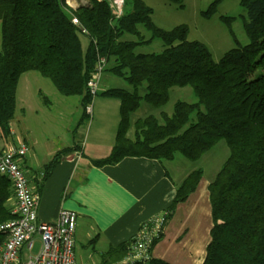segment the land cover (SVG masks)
Listing matches in <instances>:
<instances>
[{
    "label": "trees",
    "instance_id": "16d2710c",
    "mask_svg": "<svg viewBox=\"0 0 264 264\" xmlns=\"http://www.w3.org/2000/svg\"><path fill=\"white\" fill-rule=\"evenodd\" d=\"M222 1L212 0L202 15L210 17ZM238 3L245 10L248 42L215 61L203 42L187 39V25L168 30L155 25L152 8L143 0H124L117 18L106 0H87L74 9L65 0H0V135L8 133L17 83L28 71L49 78L59 94L78 96L83 120L96 94L89 92L87 81L102 57L104 67L126 80L131 90L111 87L99 93L119 101L120 119L109 155L93 164H115L125 157L164 163L177 154L195 161L223 139L228 155L207 185L212 224L199 264H264V0ZM79 32L89 39L84 52ZM155 38L162 42L160 52L136 51ZM185 86L195 102L178 100L170 115L161 111L131 120L141 100L160 107L168 101L170 88ZM70 150H60L43 166L41 180L60 154ZM201 177L202 170L193 169L175 184L167 220ZM13 197L9 179L0 174V223L14 217ZM5 238L0 233V246ZM130 243L131 237L110 246L99 264L125 257ZM150 253L146 261L133 264H173Z\"/></svg>",
    "mask_w": 264,
    "mask_h": 264
},
{
    "label": "crops",
    "instance_id": "0c3cea01",
    "mask_svg": "<svg viewBox=\"0 0 264 264\" xmlns=\"http://www.w3.org/2000/svg\"><path fill=\"white\" fill-rule=\"evenodd\" d=\"M93 108L94 105L89 108L91 112ZM119 119V101L102 99L81 146H68L71 150L60 154V160L43 180L42 171L47 160L41 164L32 153L27 156L30 147L24 141L28 150L26 156L19 159L31 190L38 195L37 217L53 221L60 209L74 211L75 240L89 238L88 244L100 256L110 246L132 237L143 221L166 209L174 197L175 184L189 172L177 175V180L170 171L171 160L160 163L144 157H125L115 164L101 166L93 164L109 155ZM2 143L4 141L0 140V148ZM209 182L201 177L195 191L176 205L162 235L151 247V256L173 264L201 262L207 241L203 238L201 244L200 235L210 217ZM173 227L177 232L170 237ZM167 240L172 243H167L165 253Z\"/></svg>",
    "mask_w": 264,
    "mask_h": 264
},
{
    "label": "rangeland",
    "instance_id": "374dc122",
    "mask_svg": "<svg viewBox=\"0 0 264 264\" xmlns=\"http://www.w3.org/2000/svg\"><path fill=\"white\" fill-rule=\"evenodd\" d=\"M143 1L152 8L151 18L155 25L167 30L179 24L187 25V39L203 42L215 61H218L222 54L230 48L245 45L248 42L243 25L245 10L239 5L238 0H223L208 18L204 17L202 12L207 9L212 0ZM65 2L73 9L87 4V0H65ZM126 8H130L129 2H127ZM143 33L146 37L148 36V32L143 30ZM78 37L84 52L89 39L81 32L78 33ZM124 38L134 39L131 35H125ZM162 49L161 40L155 38L149 44L139 45L136 51L158 53ZM111 87L131 90L126 80L114 75L107 67H103L99 76L97 92L86 108V115L83 120H80L82 107L78 96H63L57 92L49 78L41 76L37 71L25 72L20 76L17 83L14 117L10 121L9 127L12 128L16 140L24 141L30 147L27 156L32 153L33 157L41 164L46 160L49 162L60 150L73 144L81 146L92 125L93 118H96V106L97 104L99 106L102 99H109L114 103L118 102L115 98L99 94ZM143 91L144 87H141L140 92ZM178 100L192 103L196 99L190 87H172L169 90L168 101L160 107H154L141 100L137 110L131 114V120L143 118L149 114L158 116L161 111L170 115L174 103ZM93 105L94 108L91 112L90 109ZM191 118L193 119L194 116L191 115ZM227 155L226 143L221 139L195 161L186 159L182 154L175 155L171 159L172 164L169 167L171 173L174 174L172 176L175 178L179 177L177 175L190 172L192 169H201L202 178L211 181ZM178 217L180 219L181 214ZM211 224L212 221L209 217V221L207 220L204 226V233L202 229L200 235L201 244L203 238L204 242H208ZM80 232L83 233V231ZM175 232H177V228L173 227L170 237ZM77 235L78 233H76ZM88 239L75 240L74 256L77 264H99L100 262V253L96 249H92L87 242ZM168 241L164 245L165 253L168 251L167 243H172ZM38 246L39 242L35 241L32 248L33 253L37 251Z\"/></svg>",
    "mask_w": 264,
    "mask_h": 264
},
{
    "label": "built area",
    "instance_id": "2783aa9c",
    "mask_svg": "<svg viewBox=\"0 0 264 264\" xmlns=\"http://www.w3.org/2000/svg\"><path fill=\"white\" fill-rule=\"evenodd\" d=\"M106 2L114 18L121 16L124 0ZM71 21L74 25L79 24L75 17ZM104 63V59L99 57L87 81L92 95L97 92ZM12 137V129L8 130L6 136L0 135V140L4 141L0 148V174L9 179L14 193L11 211L14 217L0 223V233L6 235L0 246V264H77L74 256L76 213L63 208L53 221H43L37 217L38 195L31 190L27 177L19 166V159L26 155L28 147L21 140L9 141ZM168 213L164 209L143 221L131 237L128 254L112 264L146 261L153 241L162 233ZM35 241L39 242V246L33 253Z\"/></svg>",
    "mask_w": 264,
    "mask_h": 264
}]
</instances>
